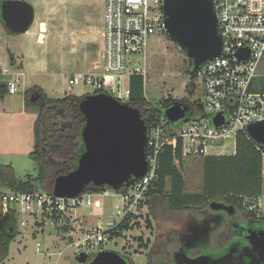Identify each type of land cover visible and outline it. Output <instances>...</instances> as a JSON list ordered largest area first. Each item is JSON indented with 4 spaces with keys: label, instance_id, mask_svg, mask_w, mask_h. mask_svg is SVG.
<instances>
[{
    "label": "built area",
    "instance_id": "2783aa9c",
    "mask_svg": "<svg viewBox=\"0 0 264 264\" xmlns=\"http://www.w3.org/2000/svg\"><path fill=\"white\" fill-rule=\"evenodd\" d=\"M212 2L223 47L219 58L202 65L195 74L194 83L201 84L203 94L202 101L192 102V110L197 115L175 124L168 121L164 112L144 117L147 172L128 187L100 193L120 197L122 217L117 223L106 222L103 226L85 229L80 238L68 244L74 247L76 258L82 254L87 256L86 261L74 264H89L108 241L131 232L147 205L148 196L156 190L159 157L167 146L171 147L174 157L179 155L183 160L218 156L227 148L233 154L237 134L246 132L249 124L264 121V92L255 89L258 87L256 80L264 76V73L259 74L261 69L264 72V0ZM163 4L164 0H104L100 71L73 76L68 86L89 85L91 95L107 94L129 105L130 78L139 75L145 84L144 61L150 38L154 34H165ZM243 49L248 51L249 57L240 60L236 54ZM139 55H143L141 63L133 59ZM17 82V78L9 75L7 65L0 62V83L5 86V94H16ZM217 115L223 117L218 127L212 122ZM261 157L264 184V152ZM92 195L84 192L75 198H58L42 191L15 193L0 189V210L5 213L14 208L16 212L32 216L46 214L51 225L62 227L71 222V216L79 207L92 206ZM263 200V196L257 197L246 207L254 219L264 221ZM124 220L128 222V229H119Z\"/></svg>",
    "mask_w": 264,
    "mask_h": 264
},
{
    "label": "rangeland",
    "instance_id": "374dc122",
    "mask_svg": "<svg viewBox=\"0 0 264 264\" xmlns=\"http://www.w3.org/2000/svg\"><path fill=\"white\" fill-rule=\"evenodd\" d=\"M34 8V21L25 35L7 33L0 21V42L2 61L14 79L22 72L14 95L0 96V164L9 165L17 178L35 174L36 166L29 158L33 150V124L36 114L31 111L22 113L25 85H38L50 98L67 95H91L89 85L68 86V80L78 74L98 73L101 68L102 12L104 0H21ZM30 44L21 55L25 42ZM15 53V62L10 63V54ZM13 55V54H12ZM133 59L142 62L143 55ZM31 63L36 68L25 67ZM144 69L146 79L144 97L151 105L160 107L161 102L171 99L176 102L203 100L201 84L195 81V89L190 94L186 89L190 80L186 74L188 59L185 53L166 34H154L148 43ZM264 72L262 69L259 74ZM264 79V76H260ZM138 110L144 107L135 106ZM227 148L219 155H231ZM185 180V191L196 193L202 182V159L188 158L180 167ZM4 192H11L1 185ZM169 187L165 188L167 193ZM97 195V196H96ZM93 194L92 200L101 196ZM102 198V197H101ZM110 203L106 214L90 218L98 225L106 222H119L121 219V199L118 195L105 198ZM254 201V200H252ZM264 204V200L262 201ZM247 207V206H246ZM83 207H79V210ZM197 210H170L160 199H154L142 210L137 224L126 236L114 237L102 250L119 253L130 264H146V258H162L170 248L166 241L171 229L180 228L189 215ZM36 216V215H34ZM17 212V236L10 243L8 255L2 264H45V256L52 253L50 264H74V247L69 245L80 238L84 230H75L67 222L65 228L74 231L73 237H65L62 227L49 223L47 215ZM38 220V223H34ZM24 222V225L21 224ZM76 222V221H74ZM78 225V223H76ZM67 236V235H66ZM174 236V234H173ZM164 242V244H162ZM39 243V247H36ZM54 249V250H53ZM61 256L57 257V253Z\"/></svg>",
    "mask_w": 264,
    "mask_h": 264
},
{
    "label": "water",
    "instance_id": "95a60500",
    "mask_svg": "<svg viewBox=\"0 0 264 264\" xmlns=\"http://www.w3.org/2000/svg\"><path fill=\"white\" fill-rule=\"evenodd\" d=\"M165 34L185 53L191 72L222 54L223 42L212 0H164ZM34 8L21 0L0 1V21L11 34H25L34 21ZM236 57L248 59L247 50H240ZM200 108V105H198ZM79 111L85 119L81 132L84 151L78 158L75 169L57 176L51 193L58 198H75L89 186L119 191L139 180L147 172L146 125L137 108L122 104L107 94H93L82 97ZM171 124L185 121L197 115L181 102H172L163 108ZM218 127L223 117L212 120ZM249 139L264 147V121L246 127ZM211 208L232 206L212 201ZM264 238V232H260ZM251 233L249 242L255 245L264 261V239L254 243ZM82 254L78 262L86 261ZM89 264H129L119 253L112 250L98 252Z\"/></svg>",
    "mask_w": 264,
    "mask_h": 264
},
{
    "label": "trees",
    "instance_id": "16d2710c",
    "mask_svg": "<svg viewBox=\"0 0 264 264\" xmlns=\"http://www.w3.org/2000/svg\"><path fill=\"white\" fill-rule=\"evenodd\" d=\"M10 63L13 64L12 56ZM186 74L190 80L186 89L191 94L195 89L196 75L191 72L189 66ZM256 83V91L264 92V79L258 78ZM129 86V106H143L144 108L139 110L143 120L151 113H163V108L174 102L167 99L161 102L160 107L147 102L144 97V80L139 75L130 78ZM4 88V84L0 83V96L4 95ZM81 99V96L75 95L50 98L39 86H32L24 91L25 107L36 114L33 124L34 145L29 153L30 160L36 166L35 174H27L20 179L15 176L11 166L0 164V186L4 185L15 193H51L54 179L75 169L78 158L84 151L81 132L85 119L79 111ZM263 152L264 147L249 139L246 132H239L233 154L201 158L200 190L187 193L185 180L180 172L184 160L179 155L175 158L171 147L167 146L159 157L156 190L148 196L146 204L160 199L170 210H200L212 201L224 200L240 207L244 203L246 208L255 198L264 197L261 157ZM167 186L169 190L166 193ZM106 189L108 188L89 186L85 193L100 194ZM16 216L14 208H9L5 213L0 210V264L6 259L9 245L17 236ZM128 227L127 220L118 226L119 229ZM62 228L65 232L68 231L65 226Z\"/></svg>",
    "mask_w": 264,
    "mask_h": 264
},
{
    "label": "flooded vegetation",
    "instance_id": "af4514ba",
    "mask_svg": "<svg viewBox=\"0 0 264 264\" xmlns=\"http://www.w3.org/2000/svg\"><path fill=\"white\" fill-rule=\"evenodd\" d=\"M189 111L192 103L182 102ZM224 207L211 208L210 203L197 214L189 215L180 228L170 230L165 239L170 248L162 258H146V264H264L249 237L254 233V243L264 238V221L254 219L245 204L240 207L224 200L216 201ZM174 234V236H173ZM162 242V244H164Z\"/></svg>",
    "mask_w": 264,
    "mask_h": 264
},
{
    "label": "crops",
    "instance_id": "0c3cea01",
    "mask_svg": "<svg viewBox=\"0 0 264 264\" xmlns=\"http://www.w3.org/2000/svg\"><path fill=\"white\" fill-rule=\"evenodd\" d=\"M103 7H104V4H103ZM101 19L103 20V12H102ZM25 34H22V36L25 35ZM25 42H26V44L23 46V49L20 51V53H19L20 55H21V53H23L26 50V47H28L29 44H30V42L29 41H26V39H25ZM102 46H103V37H102V44H101V53H102ZM9 54H10V62H11V56H12V60H13V63H14L15 62L16 54L15 53H12L13 55L11 53H9ZM23 55L25 56V53H23ZM21 57H22V55H21ZM0 62L3 65L6 66V64L2 61L1 52H0ZM25 67L26 68L27 67H29V68H32V67L35 68L34 65L29 62L27 64H23V68L20 69V71H22V70L24 71ZM22 77H23V74H22V72H20L17 75V80H20ZM32 86H38V85H29V86L25 85V90L28 89V88H30V87H32ZM78 97H80V96H78ZM23 106H24V108L22 109V113H26L27 110L28 111H31L30 109H28V108L25 107V105H24V97H23ZM114 195L115 194H113V195H102V194H99L98 196H101L102 198L100 197L99 200L93 199L92 206H90L88 208H81L83 210H79V208H78L75 211V213L71 216V223H72L71 226H72V228H74L75 230L77 228H78V230H85V229H91V228L97 226L98 224H96V222H94L93 220H90V218H99V217L104 216L106 214V211L108 210L109 205H110V203H108V201H106L105 198H108V197L109 198H112V196H114ZM36 218H37V216H36ZM74 221H76V222H74ZM38 222H39L38 220H35L34 223H38ZM76 223H78V225ZM64 234H65V237H67V238L68 237H73L74 231L69 230V231L64 232ZM36 247H39V246H36ZM58 253H57V257H60L61 255L59 256ZM50 256L52 258V253L47 254V257L45 256V258H44L45 259L44 260L45 261V264H50L51 258H48ZM55 262H54V264H55Z\"/></svg>",
    "mask_w": 264,
    "mask_h": 264
}]
</instances>
